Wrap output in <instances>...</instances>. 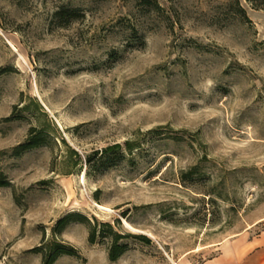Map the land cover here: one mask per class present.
I'll list each match as a JSON object with an SVG mask.
<instances>
[{
    "label": "rangeland",
    "instance_id": "1",
    "mask_svg": "<svg viewBox=\"0 0 264 264\" xmlns=\"http://www.w3.org/2000/svg\"><path fill=\"white\" fill-rule=\"evenodd\" d=\"M241 5L0 0V264L53 240L80 255L55 264L238 263L264 235V10ZM72 213L150 242L113 262L87 224L54 232Z\"/></svg>",
    "mask_w": 264,
    "mask_h": 264
},
{
    "label": "trees",
    "instance_id": "2",
    "mask_svg": "<svg viewBox=\"0 0 264 264\" xmlns=\"http://www.w3.org/2000/svg\"><path fill=\"white\" fill-rule=\"evenodd\" d=\"M242 0H234V3L237 7V11L246 16V11L241 5ZM249 5L253 7L255 10H264V0H244ZM78 13L70 11V10H62L57 13L58 17H61L62 19L69 18V20L76 18ZM48 134H46L44 131L39 130L36 127H33L28 139L19 146L14 148V155L15 156H21L24 153L38 149L40 147H43L48 144ZM64 141V140H63ZM65 142V141H64ZM123 147L128 151L133 150V145L130 142L124 143V145L116 144L114 146H110L102 152V156L107 153H115L119 154L120 161L122 158H124V153H121ZM76 156V161L74 163V166L80 165L82 162V157L79 155L77 151H73ZM98 153L95 154L97 156ZM88 162L92 161L91 157L87 158ZM11 186V183L4 178V176H0V188L2 187H9ZM73 222H80L85 223L90 228V236H89V243L90 244H96L98 243L99 239L103 240L105 238H110L111 245L109 249V258L111 261L115 262L119 260L129 249V246L127 244L121 243V241L128 237H134L136 239L144 240L147 243L150 242V240L147 237L144 236H137V235H122L119 232L115 231L113 225L111 224H104L103 230L101 231L99 229V223L96 221L94 223H91L86 217L80 215V214H69L63 219H61L55 229L54 232L56 234L61 233L67 226H69ZM36 252H40L43 255V262L42 264H55L61 257L63 256H80L76 249L73 247H70L62 242H59L57 240H53L51 242L45 243L42 247L37 248Z\"/></svg>",
    "mask_w": 264,
    "mask_h": 264
},
{
    "label": "crops",
    "instance_id": "3",
    "mask_svg": "<svg viewBox=\"0 0 264 264\" xmlns=\"http://www.w3.org/2000/svg\"><path fill=\"white\" fill-rule=\"evenodd\" d=\"M249 251L245 253L237 264H264V235L249 242ZM209 264H218L215 260Z\"/></svg>",
    "mask_w": 264,
    "mask_h": 264
}]
</instances>
